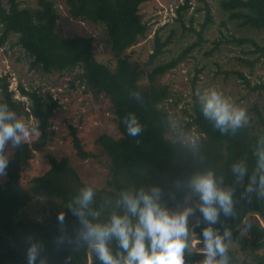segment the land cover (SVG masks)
Wrapping results in <instances>:
<instances>
[{
  "label": "rangeland",
  "instance_id": "374dc122",
  "mask_svg": "<svg viewBox=\"0 0 264 264\" xmlns=\"http://www.w3.org/2000/svg\"><path fill=\"white\" fill-rule=\"evenodd\" d=\"M37 2L20 0L22 7L35 8ZM56 2L60 15L57 35L60 38L78 35L93 38L96 60L114 69L117 59L111 51L105 27L72 19L64 0ZM141 13L150 29L146 38L126 54L130 57L142 93L151 94L156 91L161 95L158 109L164 117L167 139L188 148H191L187 143L189 138H196V146L209 142L210 135L203 132L197 120L199 107L196 97L199 90L215 87L234 103L246 108L250 122L240 129V135L236 133L216 137L217 143L211 145L206 158L212 165L202 170L212 168L223 182L224 175L231 172L232 163L243 161L248 167L255 166L252 153L256 140L264 135V56L257 49V46L264 48V28H255L234 19L223 10L222 0H151L141 6ZM156 38L162 45L159 54L155 52ZM31 62L30 56L17 44L16 36H10L0 47V77H7L15 99L29 106L27 99L19 93V86L22 85L26 89L40 90L43 95L49 93L59 102L48 129L53 135L52 142L35 150L20 172L19 185L27 201L22 213H17L14 221H21L22 218L23 221L36 223L60 212L66 214L68 210L62 200L34 188L32 179L44 176L50 170L48 156L58 160L67 157L80 181L95 185L97 196L107 197L102 194L108 190L110 159L96 141L103 134L114 138L121 135L110 100L104 94L80 84V69L44 73L40 69L31 68ZM171 63L174 64L169 66ZM161 68L164 71L159 73ZM22 118L38 127L33 117ZM72 128L77 130L85 151L92 155L89 159L78 157L72 143ZM39 136L40 130L38 136L25 143L32 146ZM18 148L6 144L5 151L9 160ZM193 172L196 171L187 173L188 176ZM147 179L161 180L159 174ZM7 181L6 174L0 176V184ZM168 184L172 183L164 181L162 184L165 190L162 199L169 207L176 200L170 202L174 195ZM180 191L176 196L184 199L187 189L182 185ZM177 201L181 202L180 199ZM184 203L183 200V203L169 208H182ZM188 203L195 208L199 201L193 196ZM94 207L97 208L96 205ZM112 210H99V219H106ZM200 219L202 216L198 211L189 217L191 231ZM233 236L229 245L230 264H256L257 257H264L260 240L253 242L249 229L241 230ZM88 263L89 258L83 262Z\"/></svg>",
  "mask_w": 264,
  "mask_h": 264
},
{
  "label": "trees",
  "instance_id": "16d2710c",
  "mask_svg": "<svg viewBox=\"0 0 264 264\" xmlns=\"http://www.w3.org/2000/svg\"><path fill=\"white\" fill-rule=\"evenodd\" d=\"M149 1L151 0H64L72 19L105 27L108 43L117 59L115 68L111 69L96 60L93 38L80 35L60 38L57 35L60 15L56 0H38L35 8L22 7L20 0H0V47L10 36H16L17 44L32 60L31 68L40 69L44 73H64L80 69V84L104 94L112 104L121 136L114 138L103 134L96 141L110 159L108 190L102 194L107 197L96 195L94 204L103 209L111 210L115 207L116 195L122 188L134 187L135 183L138 187L148 185L150 182L147 178L154 174H159L161 185L168 181L172 183L169 184L170 190H177L176 182H183L187 173L212 165L206 158L211 145L217 143L216 137L231 135H221L198 110L199 126L211 137L206 145L196 146L193 152L191 148L167 139L163 126L164 117L158 109L161 95L156 91L151 94L142 93L137 84V75L132 70L130 57L126 54L148 34L150 27L143 19L141 6ZM222 7L234 19L255 28H264V0H222ZM155 41V52L159 54L162 45L158 38ZM257 49L264 56V48L257 46ZM163 71V68L158 70L159 73ZM131 91H138L140 98L132 97L129 94ZM19 93L27 99L29 106H26V102L15 99L7 77H0V103H7L18 117H33L38 122L40 136L32 146L29 143L19 146L6 169L8 181L0 184V264H27L29 237L44 243V254L49 257L50 264H83L88 258L84 245H66L60 248L54 245L53 240L60 227L57 215L36 223L23 221L22 218L21 221H14L17 213H22L27 201L19 185L20 172L35 150L52 142L53 135L48 129L59 107L58 100L49 93L43 95L40 90L26 89L22 85L19 86ZM130 112L136 114L143 125V131L137 137L129 136L122 123L123 117ZM239 132L240 129L234 134L240 135ZM71 135L78 157L82 160L92 157L85 151L76 129H71ZM48 160L50 170L44 176L32 179L34 188L48 192L67 205L84 184L67 157L58 160L54 156H48ZM254 167H248L249 174ZM246 183L247 175L241 183L235 182L232 172L224 175L222 186L234 188L235 216L225 217L221 213L214 228L221 232L224 229L232 231L251 212H258L264 217V199H258L255 194H251L250 198L241 196ZM162 191L165 193V190ZM174 197L170 198V202L176 201L169 207L180 202L178 199L181 202L184 200L183 197L172 199ZM75 224L76 218L67 210L65 225ZM207 226L202 218L195 231L200 234ZM244 229H249L253 242L260 240L264 248V228L256 217H251L242 230ZM110 246L113 251L116 250L115 241ZM200 259L201 256L186 254L187 264H198ZM257 261L256 264H264V257H257Z\"/></svg>",
  "mask_w": 264,
  "mask_h": 264
},
{
  "label": "clouds",
  "instance_id": "9594fccd",
  "mask_svg": "<svg viewBox=\"0 0 264 264\" xmlns=\"http://www.w3.org/2000/svg\"><path fill=\"white\" fill-rule=\"evenodd\" d=\"M129 94L140 98L138 91ZM196 103L204 119L221 135L234 134L250 122L247 109L215 87L199 90ZM122 123L131 137L143 131L134 113L123 117ZM38 135L37 126L18 117L7 103H0V176L6 174L9 165L6 144L17 147ZM187 143L195 152L196 138H189ZM252 155L255 167L251 174L243 161L232 163L231 172L236 183L243 182L247 175L242 197L255 194L258 199H264V135L256 140ZM181 183L187 189L182 208H169L158 186H129L117 193L114 209L103 220L94 207L95 185L84 184L66 205L76 224L66 226L65 213L60 212L57 215L60 227L53 243L57 248L84 245L96 264H187L186 254L201 256L198 264H230L232 232L229 229L221 232L213 225L221 213L225 217L235 216L234 188L222 186V178L212 168L193 172L183 182L177 181L176 186L180 187ZM193 196L199 201L195 208L188 203ZM195 211L208 225L200 233L202 240L191 231L189 224V217ZM112 241L116 243L115 251L110 246ZM27 245V264H50L43 242L29 237Z\"/></svg>",
  "mask_w": 264,
  "mask_h": 264
},
{
  "label": "water",
  "instance_id": "95a60500",
  "mask_svg": "<svg viewBox=\"0 0 264 264\" xmlns=\"http://www.w3.org/2000/svg\"><path fill=\"white\" fill-rule=\"evenodd\" d=\"M251 217H256L264 228V217L258 212H251V213L247 214L246 217L244 218V220L235 229H233L231 231L232 236L235 233H237L238 231L242 230L245 227V225L247 224V222L251 219ZM196 236H197V234H196ZM200 239L202 240V238H200ZM88 258H89L88 264H94V259L89 255V253H88Z\"/></svg>",
  "mask_w": 264,
  "mask_h": 264
},
{
  "label": "flooded vegetation",
  "instance_id": "af4514ba",
  "mask_svg": "<svg viewBox=\"0 0 264 264\" xmlns=\"http://www.w3.org/2000/svg\"><path fill=\"white\" fill-rule=\"evenodd\" d=\"M150 183L148 184V185H144L143 184V186L145 187V188H147L148 186H158V187H160L161 188V190H164V187H163V185H161L160 184V181L159 180H150V179H147ZM185 180V179H184ZM163 182V181H162ZM167 183H168V181H166ZM169 185V184H168ZM182 183H181V186L180 187H178L177 188V190H170V192L174 195V196H176V195H179L182 191H180V188L182 187ZM134 187H138V185L135 183V185H134ZM170 188V187H169ZM180 191V192H179ZM163 192V191H162ZM175 193H176V195H175ZM177 197V196H176ZM178 203H183V202H178ZM177 203V204H178ZM97 208H98V206H97ZM99 210H104V211H107V210H109V209H103V208H100L99 207ZM112 210V209H111ZM118 210V209H117ZM101 220H103V218H100ZM201 220V219H200ZM199 224H196V226H195V228H194V230L192 231L193 233H196L197 234V237H199V238H202V237H200V234L199 233H197L196 231H195V229H196V227L198 226ZM94 262H95V260H94ZM246 264H251V263H246Z\"/></svg>",
  "mask_w": 264,
  "mask_h": 264
},
{
  "label": "bare ground",
  "instance_id": "6f19581e",
  "mask_svg": "<svg viewBox=\"0 0 264 264\" xmlns=\"http://www.w3.org/2000/svg\"><path fill=\"white\" fill-rule=\"evenodd\" d=\"M261 224V223H260Z\"/></svg>",
  "mask_w": 264,
  "mask_h": 264
}]
</instances>
